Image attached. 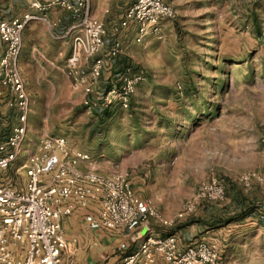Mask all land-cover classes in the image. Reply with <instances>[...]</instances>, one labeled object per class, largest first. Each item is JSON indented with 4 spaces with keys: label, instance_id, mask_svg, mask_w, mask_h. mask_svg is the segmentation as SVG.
I'll return each mask as SVG.
<instances>
[{
    "label": "rangeland",
    "instance_id": "obj_1",
    "mask_svg": "<svg viewBox=\"0 0 264 264\" xmlns=\"http://www.w3.org/2000/svg\"><path fill=\"white\" fill-rule=\"evenodd\" d=\"M179 8L162 39L123 40V56L144 79L127 109L115 107L102 120L64 74L63 25H27L17 62L30 102L27 133L9 172L21 180L15 169L37 141L63 136L102 170L127 171L182 247L213 249L214 264H264V0H179ZM1 121L4 133L16 123L14 115ZM210 176L223 179V196L187 212L185 203Z\"/></svg>",
    "mask_w": 264,
    "mask_h": 264
},
{
    "label": "built area",
    "instance_id": "obj_2",
    "mask_svg": "<svg viewBox=\"0 0 264 264\" xmlns=\"http://www.w3.org/2000/svg\"><path fill=\"white\" fill-rule=\"evenodd\" d=\"M24 1L42 13L51 8L68 12L71 49L63 71L72 86L83 92L84 107L98 114L115 107L127 109L137 84L144 79L141 72L125 66L113 74L108 86L99 87L105 60L112 63L124 54L119 35L133 28L137 44L151 37L161 39V23L176 17L166 0H132L108 31L92 16L90 0ZM32 19L29 13L0 18V102L16 119L0 137V264H74L62 220L78 209L93 228L112 231L141 225L145 233L139 247L119 264H155L158 257L166 264H214L215 251L203 244L180 247L173 233L152 235L151 219L163 225L171 221L149 199L135 194L129 173L99 170L88 152L71 146L63 136L41 137L15 169L21 180L13 179L9 170L22 151L30 103L17 62L22 32ZM260 145L264 152V134ZM224 191L223 179L210 176L199 183L184 209L189 212L199 201L219 199Z\"/></svg>",
    "mask_w": 264,
    "mask_h": 264
},
{
    "label": "crops",
    "instance_id": "obj_3",
    "mask_svg": "<svg viewBox=\"0 0 264 264\" xmlns=\"http://www.w3.org/2000/svg\"><path fill=\"white\" fill-rule=\"evenodd\" d=\"M111 2L112 0H90L92 16L101 20L107 27L108 31L111 30L113 25L119 22L125 9L131 4L132 0H124L122 3H120L121 1L116 0L113 4ZM166 2H168L174 7L177 15V11L180 9L179 0H166ZM26 13H29L34 16V19L30 20L26 24V26H31V22L37 19L47 22L50 26H56L58 23L60 25H63L65 34H63L62 36L67 37L68 35L69 37V55L71 49L72 34L68 32V27L71 23L68 12L59 8H51L45 13H42L32 8L29 3L24 0H0L1 19L22 17ZM169 21L171 20H165L161 23L163 36L167 29ZM134 34L135 32L133 28H130L126 31H123L119 36L122 41L125 38L127 39L128 36L131 37V39L133 40ZM28 38H30V36ZM152 39L159 40L151 37L148 39L147 42ZM34 48L35 47L32 45V48L30 50L31 56H34L36 54ZM42 49V51H38L39 56L45 57L46 48L44 45L42 46ZM123 55H125V53ZM123 55L119 56L112 63H109L105 60L102 72V79L99 87H106L110 84L113 78V74L117 71L116 68L118 65V60H120L121 58H127ZM107 65H109V75L111 74V72H113V74L108 77H106L105 75ZM118 108L122 109L120 107ZM94 112L95 114H97L96 118L98 119V113L96 111ZM6 115L8 117L10 116L11 118H13L14 114L12 110L8 109L4 103L0 102V124L2 123V117ZM4 131L5 130L0 132V136L4 134ZM91 155L93 154L91 153ZM101 155H99V157H102ZM96 166L97 168H99V170L104 171L100 168L97 162ZM145 166L148 167L149 163H147ZM146 167H143L144 169H146L144 174L145 177L147 176V173L150 172V170ZM145 177L142 178V181H145ZM133 184L134 181L132 182L131 180V185L135 194L139 198L146 199L143 197V195H141L140 192H138V187L134 186ZM150 228V232L154 236H165L169 234V227L163 225L161 222L155 219H151ZM62 229L66 239L70 241L69 254L72 257L74 264H119L127 254L135 251L139 247V244L142 240V237L139 236L141 231H143V228L139 223H135L132 226L123 229H117L112 231L90 227L87 224L86 219L83 217V211L80 209L75 210L70 216L65 217L62 220ZM73 239H76V241L72 242ZM177 239L179 246L182 247L183 245L181 244L178 235Z\"/></svg>",
    "mask_w": 264,
    "mask_h": 264
},
{
    "label": "trees",
    "instance_id": "obj_4",
    "mask_svg": "<svg viewBox=\"0 0 264 264\" xmlns=\"http://www.w3.org/2000/svg\"><path fill=\"white\" fill-rule=\"evenodd\" d=\"M125 66H130L133 70H135L136 68H134L133 66H131V63H130V60L127 59V58H121L119 61H118V65H117V68L116 70L119 71L121 70L122 68H124ZM115 109V108H113ZM113 109H108V110H103L98 116L100 117V119H107L111 116V113L113 111ZM5 134V133H4ZM2 137V136H0ZM242 209V208H241ZM243 210V209H242ZM250 213H243V216H246Z\"/></svg>",
    "mask_w": 264,
    "mask_h": 264
}]
</instances>
